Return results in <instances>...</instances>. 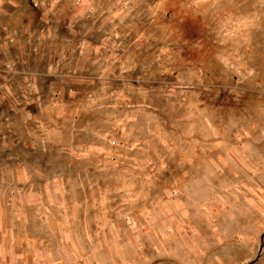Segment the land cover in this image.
<instances>
[{
	"label": "rangeland",
	"instance_id": "374dc122",
	"mask_svg": "<svg viewBox=\"0 0 264 264\" xmlns=\"http://www.w3.org/2000/svg\"><path fill=\"white\" fill-rule=\"evenodd\" d=\"M262 236L264 0H0V264H264Z\"/></svg>",
	"mask_w": 264,
	"mask_h": 264
},
{
	"label": "clouds",
	"instance_id": "9594fccd",
	"mask_svg": "<svg viewBox=\"0 0 264 264\" xmlns=\"http://www.w3.org/2000/svg\"><path fill=\"white\" fill-rule=\"evenodd\" d=\"M140 164H141V161H137V163L134 165V167H139ZM125 203H128V201H125ZM140 215L144 216V215H146V213L145 212H141ZM133 226H135V225H133Z\"/></svg>",
	"mask_w": 264,
	"mask_h": 264
},
{
	"label": "water",
	"instance_id": "95a60500",
	"mask_svg": "<svg viewBox=\"0 0 264 264\" xmlns=\"http://www.w3.org/2000/svg\"><path fill=\"white\" fill-rule=\"evenodd\" d=\"M263 241H264V236H262V244H263Z\"/></svg>",
	"mask_w": 264,
	"mask_h": 264
}]
</instances>
